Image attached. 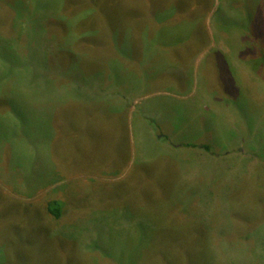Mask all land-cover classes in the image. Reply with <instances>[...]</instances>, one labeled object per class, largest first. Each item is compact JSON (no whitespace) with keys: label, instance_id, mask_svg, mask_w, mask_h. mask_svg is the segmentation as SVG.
Segmentation results:
<instances>
[{"label":"rangeland","instance_id":"1","mask_svg":"<svg viewBox=\"0 0 264 264\" xmlns=\"http://www.w3.org/2000/svg\"><path fill=\"white\" fill-rule=\"evenodd\" d=\"M0 264H264V0H0Z\"/></svg>","mask_w":264,"mask_h":264},{"label":"trees","instance_id":"2","mask_svg":"<svg viewBox=\"0 0 264 264\" xmlns=\"http://www.w3.org/2000/svg\"><path fill=\"white\" fill-rule=\"evenodd\" d=\"M206 148L208 147L206 146ZM56 201L52 200L47 202L46 208L44 209V214L54 219H58L61 216V210Z\"/></svg>","mask_w":264,"mask_h":264},{"label":"bare ground","instance_id":"3","mask_svg":"<svg viewBox=\"0 0 264 264\" xmlns=\"http://www.w3.org/2000/svg\"><path fill=\"white\" fill-rule=\"evenodd\" d=\"M40 39V38H39ZM140 129V128H139Z\"/></svg>","mask_w":264,"mask_h":264}]
</instances>
